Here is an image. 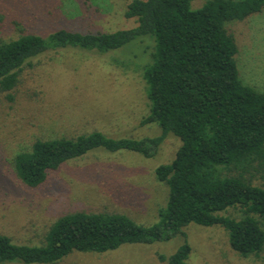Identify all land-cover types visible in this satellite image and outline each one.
Returning <instances> with one entry per match:
<instances>
[{
  "label": "trees",
  "instance_id": "16d2710c",
  "mask_svg": "<svg viewBox=\"0 0 264 264\" xmlns=\"http://www.w3.org/2000/svg\"><path fill=\"white\" fill-rule=\"evenodd\" d=\"M191 0H129L125 18L136 26L106 34L65 29L47 36L24 33L0 39V97L12 101L20 75L44 53L66 47L109 51L150 37L152 63L145 67L149 113L142 126L156 123L153 138L112 139L100 132L75 138L36 140L14 158L16 176L28 187L69 160L102 147L145 158L156 155L168 134L180 140L175 158L155 169L168 187L159 221L144 226L122 214L75 212L59 217L39 246L16 244L0 234V264H57L73 252L102 254L129 243L152 244L180 235L194 223L220 226L230 248L241 257L264 252V92L242 84L234 56L237 48L225 24L260 12L264 0H208L193 10ZM261 171L257 183L256 172ZM238 211V218L227 215ZM184 243L168 264H189Z\"/></svg>",
  "mask_w": 264,
  "mask_h": 264
},
{
  "label": "rangeland",
  "instance_id": "374dc122",
  "mask_svg": "<svg viewBox=\"0 0 264 264\" xmlns=\"http://www.w3.org/2000/svg\"><path fill=\"white\" fill-rule=\"evenodd\" d=\"M208 0H191L193 10ZM237 1V0H235ZM129 0H0V39L24 33L47 36L65 29L81 34H106L136 26L125 18ZM234 38L238 77L243 85L264 92V7L242 21L225 24ZM154 42L142 37L109 51L66 47L37 57L25 67L12 91L0 97V234L16 244L39 246L49 227L75 212L122 214L152 226L165 207L168 187L155 169L170 163L180 140L168 134L152 158L136 152H109L102 147L64 163L37 187L16 176L14 156L36 140L75 138L100 132L112 139L153 138L156 123L142 126L149 113L146 66ZM261 171L256 172L255 182ZM227 215L238 218L229 210ZM185 237L152 244L126 243L102 254L73 252L57 264H168L166 259L184 243L189 264H264L258 257L233 251L220 226L188 224ZM3 264H24L18 261Z\"/></svg>",
  "mask_w": 264,
  "mask_h": 264
}]
</instances>
